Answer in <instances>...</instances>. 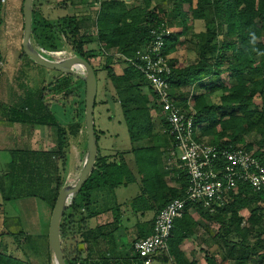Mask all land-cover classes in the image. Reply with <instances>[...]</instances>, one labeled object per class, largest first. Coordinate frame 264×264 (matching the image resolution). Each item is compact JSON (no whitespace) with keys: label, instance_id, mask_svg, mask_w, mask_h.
I'll return each mask as SVG.
<instances>
[{"label":"trees","instance_id":"trees-1","mask_svg":"<svg viewBox=\"0 0 264 264\" xmlns=\"http://www.w3.org/2000/svg\"><path fill=\"white\" fill-rule=\"evenodd\" d=\"M153 1L143 0V5H135L124 0H93L91 5L100 3L95 15L75 14L48 19L36 4L38 1L34 0L32 39L42 48L39 53L48 59L52 60L50 53L64 50L66 44L76 57L92 65L96 55L94 49L89 48L90 45L98 46L105 53L116 51L122 58L130 59L139 50L155 42L153 32H157L163 33V53L170 57L188 42L186 37L190 31L186 8H189L192 21L203 25L205 31L198 35L200 51L196 63L180 67L176 61L169 59L172 66L169 76L171 95L185 109L190 107V101H194V121L199 138H209L212 144L221 147L233 145L248 151L254 150L255 156L264 164V0H170L171 8L168 11L158 7L151 10ZM86 3L87 0H69V5L74 8ZM1 7L2 0L0 12ZM178 28L182 30L172 31L169 35L164 32ZM86 29H96V34H85L83 31ZM20 56L24 62L26 60L29 64L40 66L26 56L23 50ZM110 61L111 57L107 56L105 64L92 66L97 76L102 71L107 73L106 78L116 93L112 99L121 107L132 147L125 153L107 156L100 152L98 145L93 172L60 225V238L67 264H145L134 250V245L138 240L153 234L155 218L148 223L136 224L135 231L131 232L123 226V206H130L133 213L145 215L152 211L157 215L173 200L185 198L189 185L186 172L180 169L178 173V168L174 169L177 187H169L165 181L166 176L172 172L164 168L162 159L166 154L169 157L173 146L171 138H165L166 146L154 144L161 137L158 127L162 132L167 124L164 121L158 124L152 116V109L157 107L152 106L156 95L149 87L145 75L126 61L121 71ZM23 69L19 80L27 78L28 73L25 74ZM225 73H230L229 86L221 84V76ZM75 78L60 73L47 88L44 86L37 101H32L30 96L28 104L22 107L24 112L29 109L27 113L30 117L40 116L43 124L54 131L55 145L45 151L19 149L12 152L13 159L7 171L0 175V192L4 194V202L39 198L53 211L61 190L66 186L65 174L71 142L83 132L86 121L84 115L82 124L81 116L77 113L73 123L62 125L51 111L52 104H45V91L57 90L58 94L63 95L60 98L62 101H67L73 94L79 97L81 84H86L80 80L73 86L70 82ZM218 91L224 92L221 104L209 105L208 97ZM256 97L261 99L260 107L255 105ZM73 99L78 104L77 99ZM82 99L85 110V96ZM254 131L260 138L257 151L246 138ZM162 135L168 136L166 133ZM96 136L99 141L97 128ZM127 159H135L142 193L123 205L117 200L116 190L137 183L138 180ZM248 209H252L248 222L253 226H261L264 218V192H255L249 185H241L232 202L218 207L214 214H210L201 204L189 203L187 211L175 221L169 253L164 258L174 264H199L196 260L189 262L181 250L183 243L195 235L196 224L189 212L192 210L205 220L219 224L217 236L226 243H230L227 239L231 235L242 238L241 244L232 245L233 252L229 254L232 264H249L250 261L264 264V230L253 248L246 246L252 233L249 228L242 226L245 219L240 216V212ZM94 220L98 225L93 228L91 223ZM125 234L135 236L130 239L129 245L123 242ZM33 237L27 236L26 244L32 247L30 249L40 260V249L45 248V245L40 236L36 237L35 244L29 243ZM45 238V249L50 261L49 239L48 236ZM118 242L121 247L127 248L121 258L118 257ZM239 246L242 252L235 257L234 252ZM207 263L217 264L211 257H207ZM0 264L26 262L0 253Z\"/></svg>","mask_w":264,"mask_h":264},{"label":"rangeland","instance_id":"rangeland-1","mask_svg":"<svg viewBox=\"0 0 264 264\" xmlns=\"http://www.w3.org/2000/svg\"><path fill=\"white\" fill-rule=\"evenodd\" d=\"M40 1L44 2H37L36 4L39 6L44 16L48 19L75 14H79L80 16H82L87 13L86 11H89L90 15H95L96 11L100 8V3H98L97 5H91L90 3L92 2V0H87V3L85 5L77 6L75 8L69 5V0ZM22 4H24L23 0H2V10L0 12V90L1 92H6L7 96H9L10 98L17 95L16 93L12 92L10 88L11 84V87H16V91H18L19 89L21 93L25 92L26 95L31 96L33 98L32 101H37L40 97V92L42 91V89L45 87L47 88L48 84L52 82V80L60 76V73L56 72L55 70L48 69L42 65L36 67V65L29 64L25 60L23 70L24 72H26L25 74L28 73V75L26 76L27 78L26 80H19L17 78L18 75L21 76V72H18L20 69L18 67L16 68L15 65L18 60H21L20 54L22 52L24 29L21 30V27H19V23L23 16L21 13ZM143 4V0H135V5ZM53 5L58 6V8L52 9L51 6ZM157 7L164 9V11H168L171 8V2L170 0H154L151 4V10ZM186 12L189 18V20L187 21V25L189 27L188 30L190 31L186 37L188 42L182 48H180L178 52L170 56V59L176 61L177 65L180 67L191 65L198 61L200 51V37H198V35L201 32L205 31L203 25L197 22L194 23V21H192L189 8H186ZM181 30L182 28L173 30L170 29V31ZM83 32L86 34V31ZM88 32L96 34V29H89ZM31 43L33 48L37 51L42 50V48L36 43L34 38L32 39ZM89 48L94 49L95 51L96 57L92 59V65L94 66L105 64L107 56L111 57L110 62L115 66H118L119 71H121L126 66L125 61L121 56H119L116 51L105 53L104 50H101L96 45H90ZM63 49L64 50H59V52H64V55H62L61 57L52 58V60H64L75 56L72 49L68 45L65 44L63 46ZM79 73L83 75V72H81V70H79ZM106 77L107 73L105 71L99 72L97 76L98 94L94 110V123L95 130L97 128L99 133L98 145L100 148V152L103 155L109 156L117 155L116 153L121 154L129 151V149L132 147V143L130 141L128 129L124 121L121 107L112 99V95L116 94L115 90L113 86L108 82ZM78 81H80V79L76 77L72 80V82H70V84L76 86ZM230 83V73L223 74L221 76L222 86H229ZM80 91H78L80 92L79 97L77 96V94H73L69 96L67 101H62V99H60L63 95L58 94L57 90H55V92L53 90L52 92L45 91L47 95L44 99L45 104H47L48 106L52 104L51 111L55 119H57L62 125H69L73 123V118L77 115V113L81 116L82 124L84 123L86 106L84 110V100L82 99V97L84 98L85 96L86 99V86L81 84ZM145 92H147L146 89ZM223 95L224 92L222 91L216 92L212 96L208 97V104L216 106L220 105V99ZM72 98L77 99L78 104L74 103L72 101ZM57 101H59V103L61 101L62 102L59 104ZM254 102L255 105L259 107L262 104L261 99L258 97L255 98ZM190 106L194 107V101H190ZM157 131H160L161 137L157 138L154 141V144L166 146L169 136H163V131L161 132L160 127H158ZM246 138L248 143L253 144V149H255L256 151L259 150L260 147L258 143L260 138L257 136L256 131L251 132ZM86 140L88 146V134L85 124V128L83 129V132H80L79 137L72 140L71 148L69 150L67 172L65 174V184L69 185L70 187H74L76 185L83 169L84 162L87 157ZM8 141L11 142V140L9 139ZM10 142H7V146L6 144H4L5 148H0V175H3L7 171V167L13 159L11 151L15 147H13L12 142ZM85 153L86 155L84 156ZM129 157L131 158L132 156L130 155ZM164 159H169L168 154L165 155ZM164 159H162V161ZM131 160L133 159H127V162L130 164V166L135 165V162L131 163ZM168 163L169 161L166 160L167 165ZM176 168L178 167L176 166ZM180 169L181 168L175 170L179 173ZM140 191V183H135L129 185L128 187H121L117 189L116 197L119 204L124 205L128 202V200H132L133 198H135L140 193ZM100 196L102 195H99V197ZM3 198L4 194L0 192V206L3 205L4 207V210H0V214L1 217L3 216L2 219H4L5 221L4 226L0 224V253L22 259V261H25L26 264H53L51 260H48L47 257V251L45 249L47 248V245H45V248L40 249L42 252V254L40 253L42 257L39 260V258H36V255H34V253L32 252L33 250L30 249L32 247L30 245L27 246L25 241H23V236L21 235V231L35 233V236L29 239V243L35 244L37 242V233L41 232L43 228L45 229L44 226L47 222V212H53L51 211V207L39 198L18 199L10 201L9 203L4 202ZM101 199H103V196L101 197ZM251 210L252 209H248L240 212V216L245 219V223H243L242 226L249 228L252 233V235L249 236L246 242V246L253 248L258 242L260 233H262V231L264 230V218L261 226L257 227L251 225V223L248 222V219L251 215ZM123 212V226L124 228L127 227L131 232L135 231V224L138 220L152 221V219L156 215L155 212H148L145 217H143L141 213H139L137 216H134L131 207L128 205L124 206ZM191 217H193V221L196 224L194 228L195 235L191 239H188L185 244L183 243L184 245L182 246L184 250H182L181 246V250L184 252L186 259L189 262L196 260L199 262V264H208L207 257H211L216 261L217 264H232L233 261H231V258L229 257V254L233 252L232 245L234 243L241 244L242 238L236 235H231L227 239V241H230V243H226L217 236L220 231L219 224H217L216 222H209L197 214H193L191 215ZM228 218H230V216ZM134 237L135 236L133 234H125L123 237V242L129 245L130 239ZM47 239H49V237ZM241 252V247L239 246L234 252V256H239ZM166 255L167 253H164L161 255V257L164 258L166 257ZM225 258H229V260L224 261ZM171 263L174 264V262ZM153 264L164 263L160 262L159 260H155ZM249 264L254 263L250 261Z\"/></svg>","mask_w":264,"mask_h":264},{"label":"built area","instance_id":"built-area-1","mask_svg":"<svg viewBox=\"0 0 264 264\" xmlns=\"http://www.w3.org/2000/svg\"><path fill=\"white\" fill-rule=\"evenodd\" d=\"M164 32L169 35L172 31ZM153 34L155 42L139 50L135 57H123V60L145 75L156 95L152 106L157 107L152 109V116L158 124L163 121L167 124L162 131L171 138L173 146L168 158L175 160L178 168L186 172L189 185L185 198L173 200L156 215L153 234L135 243L134 250L145 264H152L155 257L169 253L175 221L187 211L189 203L201 204L214 214L218 207L232 202L241 185H249L255 192H264V164L255 156L254 150L233 145L221 147L212 144L209 138H199L193 107H180L171 95L169 76L172 66L170 57L163 53V33ZM50 55L61 57L64 52Z\"/></svg>","mask_w":264,"mask_h":264},{"label":"water","instance_id":"water-1","mask_svg":"<svg viewBox=\"0 0 264 264\" xmlns=\"http://www.w3.org/2000/svg\"><path fill=\"white\" fill-rule=\"evenodd\" d=\"M33 1L34 0H25L23 5L24 31L22 50L24 54L37 64L63 73L64 75L77 77L86 84L85 120L88 134L87 157L76 185L74 187L66 185L61 190L52 212L49 228L50 260L53 264H67L60 238V225L66 212L81 192L87 179L92 174L98 156V140L94 123V110L98 94V80L93 66L85 59L74 56L64 60H51L44 57L39 51L33 48L31 43L33 32ZM79 70L83 72V75L79 73Z\"/></svg>","mask_w":264,"mask_h":264},{"label":"crops","instance_id":"crops-1","mask_svg":"<svg viewBox=\"0 0 264 264\" xmlns=\"http://www.w3.org/2000/svg\"><path fill=\"white\" fill-rule=\"evenodd\" d=\"M37 1L39 3L44 2V1H40V0H37ZM120 1H122V0H120ZM124 1H126L127 3H134L135 4V0H130V1L124 0ZM51 8L57 9L58 6L53 5V6H51ZM86 12L87 13H85L84 15L89 16L90 15L89 11H86ZM59 17H61V16H59ZM19 27H21V30L24 29V17L23 16H22V19L19 23ZM85 31L87 33H89L88 32L89 29L88 30L86 29ZM90 34H92V33H90ZM24 65H25V62L23 60H18L16 62L15 67L16 68L18 67L20 70L18 71V69H17V71L21 72V69L24 67ZM18 77H19V75H18ZM10 88H11L13 93L17 94V95L14 94L15 96H13L11 98L9 96H7L6 92H4V91L1 92V90H0V148L1 149H3V147L5 148L4 144H6V146H7V144H8L7 142H10V141H8V139H9V140H11L13 147H15L11 151V155H12L13 151L19 150V149L34 150V151L49 150L51 147H53L55 145L54 131L49 126H47L46 124H43V121L40 118V116L34 115L35 117H33V115H32V117H30L31 115L29 113H27V111H29V109L28 110L26 109L25 112L23 110H21L23 106H26V104H28L27 99H28V97H30L29 95H26L25 92L21 93L19 91V89H18V91H16V87H14V88L11 87V84H10ZM20 88H23V87H20ZM134 160L135 159L131 160V163L135 162ZM166 160L169 161L168 165L166 164ZM163 164H164V168L169 167L168 171L172 172L171 174H169V176H166V178H165L167 185L169 187H177L176 179H174V177H175L174 176V168H176V166L178 167V164L173 159H164ZM131 167L132 168L134 167L133 171L137 175L136 164L132 165ZM135 167H136V169H135ZM137 177H138L137 183H140V185H141V191L139 193V194H141L142 193V184L140 182V176L137 175ZM7 203H9V202H7ZM124 206H126V205H124ZM124 206H123V208H124ZM0 210H4L3 205L0 206ZM189 212H191V215L196 214L192 210H189ZM138 214L134 213V216H137ZM46 215H47V218H46L47 222L45 223V226H44L45 229L43 228V230L41 232L37 233V235H36V236L42 237L40 240H41L43 245H46V238L45 237L49 235V228H50L52 212H47ZM145 215L142 214L143 217H145ZM155 216H154V218H155ZM2 217L0 214V224L4 226L5 221H4V219H2ZM123 218H124V216H123ZM148 222H150V221L138 220L136 222V224H138V223L144 224V223H148ZM136 224H135V226H136ZM97 225H98V223L96 220L92 221L91 227L94 228ZM21 232H22L21 235L24 238L23 241H25V243H26L27 236L28 237L29 236H35V233H33V232H31V233L25 232V231H21ZM186 242H187V240L184 242V244ZM84 247H86V246H84ZM118 249H119L118 254H120L118 257L121 258L122 256L125 255L127 248L121 247V243L118 242ZM182 250H184L183 246H182ZM155 260H159L160 262H163L164 264L171 263V262H167L165 258L161 257V255H160V257H158V256L155 257L153 259V262ZM153 262H152V264H153Z\"/></svg>","mask_w":264,"mask_h":264}]
</instances>
